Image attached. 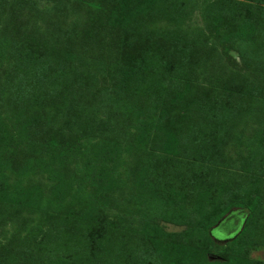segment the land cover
<instances>
[{
	"label": "rangeland",
	"instance_id": "1",
	"mask_svg": "<svg viewBox=\"0 0 264 264\" xmlns=\"http://www.w3.org/2000/svg\"><path fill=\"white\" fill-rule=\"evenodd\" d=\"M178 1L192 11L186 24L192 29H203L200 6L205 0H0V94L6 89L8 99L0 97V211L17 213L22 203L29 204L38 196L36 192L29 196L27 190L21 191L25 198L16 202L14 193L25 189L29 177L43 176L57 180L56 191L65 186L68 201L79 203L94 220L93 225H107L120 218L122 225L139 226L156 240L167 234L173 244L213 223L232 201L254 203L258 207L247 223L243 222L246 211L238 210L226 223L213 227L214 250L223 253L218 263L237 264L239 247L232 244V237L248 225L247 234H251L254 247L247 256L264 263V41L253 36L255 31L243 30L236 24L235 35L227 37L230 42L224 41V47L219 38L204 39V43L212 45L207 50L208 59L219 62L215 76H207L206 84L196 85L202 88L200 94L212 98L221 88L239 86L240 92L231 97V103L242 102L248 110V126L220 162L224 176L205 197L193 200L204 201L206 206L202 210L195 207L191 217L181 210L180 200L175 213L151 196L140 182L134 195L123 182L129 155L141 151L152 160L150 139L170 138L183 116L174 104L162 106L163 88L170 77L153 78L150 73L140 72L135 64L148 46L172 50L171 36L175 35L169 30L180 19L157 14L166 8L177 9L183 3ZM153 18L159 25L157 30L147 29ZM46 30L56 34V46L69 61L66 77L51 81L54 70L48 72L46 68L48 75L40 82L42 89L54 84L64 91L60 105L49 114L50 123L57 121L60 129L56 137L47 134L32 142L26 137L27 123L33 119L27 112L32 108L28 107L45 92L38 88L32 91L26 78L35 67H43L47 59ZM46 42L51 45L50 40ZM40 48L44 51L39 52ZM129 67L139 74L138 80L122 89L121 74ZM245 84L249 86L248 96L241 93ZM17 93L19 100L14 98ZM12 103L17 105L14 112L10 110ZM120 122L124 124L122 128L117 127ZM50 137L64 148H50ZM72 139L69 149L66 145ZM95 141L104 150L109 149L113 158L94 160L93 150L84 147ZM101 165L111 179L110 190L93 199L98 204L94 210V204L87 201L92 195L87 179ZM17 215L0 221V264H42L46 259L31 260L13 246ZM258 241L263 242L262 246ZM214 260L212 256L208 258L210 264Z\"/></svg>",
	"mask_w": 264,
	"mask_h": 264
},
{
	"label": "trees",
	"instance_id": "2",
	"mask_svg": "<svg viewBox=\"0 0 264 264\" xmlns=\"http://www.w3.org/2000/svg\"><path fill=\"white\" fill-rule=\"evenodd\" d=\"M200 12L203 29H192L186 24L192 11L184 2L177 6V9L166 8L157 14L175 15V18L180 19L173 25V29L170 27L169 30L175 35L171 36L172 50L168 48L161 51V48L148 46L135 63L136 68L145 74L150 73L153 78V75H161L164 79L170 77L163 88L162 106L171 107V104H174L183 116L170 138L153 136L150 139L152 155H147L152 156V160L141 151L129 155L131 159L126 163V176L123 178L125 188L132 195L138 191L136 184L140 182L143 188L149 190L151 196L167 204V208L175 213L180 205L178 201L181 200V210L191 217L195 213V207L198 206L202 210L206 206L204 201L193 200L195 197H205L220 177L224 176L225 171H222L220 162L226 159V152L234 146L242 130L248 126V110L244 104L231 103V97L240 92L239 86L221 88L222 90L212 98L200 94L202 88L196 85L206 84L209 81L206 80L207 76H215V66L219 62H210L211 59H208L207 50L212 45L204 43V39L208 36L219 38L224 47L225 42H230L227 37L235 35L237 24L243 30L248 28L255 31L253 36L264 41V0H205L200 6ZM155 18L147 23V29L159 28L158 23L155 25ZM49 31L46 30L44 34L45 40L51 41V45L44 42V55L47 59L43 67H35L34 71L28 72L26 78L32 91L38 88L45 92L42 98L40 95L28 107L32 108L27 112L33 115V119H29L27 123L26 137L32 142L47 134L56 137L55 134L60 129L57 121L50 123L49 114L54 107L60 105L64 91L54 84L42 89L40 82L51 69L54 70V73L50 74L51 81L66 77L69 60L63 55V51L57 48L56 34ZM262 46L264 48V43ZM43 51V48L39 49V52ZM224 51L227 53L229 49L225 48ZM262 52L264 58V51ZM138 76L134 68H127L121 74L119 87L128 88L138 80ZM206 86L214 88L211 85ZM241 93L243 96L250 95L249 86L245 84ZM17 95L14 94V98L19 100L20 94ZM0 97L8 100L6 89ZM16 108L17 105L12 103L10 110L14 112ZM123 126V122L117 125L121 128ZM170 141L172 143H169ZM72 142L74 143L73 139L66 147H71ZM47 145L53 149L64 148L52 137ZM90 148L93 150L94 160L109 161L113 158L109 149L104 150L97 141L84 147L86 150ZM104 169L103 165L98 169L95 167V171L88 175L87 179L92 194L87 201L94 204V210L98 204L93 199L103 197L110 190L111 179ZM51 180L43 176L29 177L25 189L15 191L14 202L25 198L20 194L24 190H27L29 196L36 193L38 196L30 199L29 204L22 203L17 213L0 211V221L18 214L15 217V225L18 226L13 230V246L31 260L46 259L42 264H210V256L216 258L211 264H220L217 259L223 257V253L214 250L213 227L226 223L227 218L238 210L246 211L243 222L247 223L254 208L258 207L254 203L242 205L232 201L221 215L214 218L213 223L201 226L196 233L181 240H174L177 242L172 244L168 241L167 234L156 240L139 226L122 225L120 218L107 225H93L94 220L79 203L68 201L69 192L66 187L56 191L54 184L57 180ZM44 199L48 202H43ZM234 211L236 212L233 213ZM96 213L103 216L99 211ZM241 228L237 234H232L231 241L239 247L237 264H264L248 258L254 241L251 234H247L248 225ZM258 243L260 246L263 244L261 241Z\"/></svg>",
	"mask_w": 264,
	"mask_h": 264
}]
</instances>
